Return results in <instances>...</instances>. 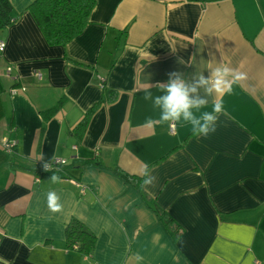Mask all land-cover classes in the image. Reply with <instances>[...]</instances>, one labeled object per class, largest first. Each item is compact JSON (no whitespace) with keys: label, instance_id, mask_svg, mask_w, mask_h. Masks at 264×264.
<instances>
[{"label":"crops","instance_id":"1","mask_svg":"<svg viewBox=\"0 0 264 264\" xmlns=\"http://www.w3.org/2000/svg\"><path fill=\"white\" fill-rule=\"evenodd\" d=\"M9 2L16 21L0 31V264H264L263 1L95 0L88 25L63 48L46 43L27 11L33 0ZM218 62L246 79L232 95L208 97L202 111L224 105L214 133L144 127L159 114L142 89L158 94L173 72L207 77ZM5 141L15 143L11 153ZM57 159L74 171L50 173ZM145 165L150 185L121 176L144 180ZM72 219L96 237L88 258L65 247Z\"/></svg>","mask_w":264,"mask_h":264},{"label":"clouds","instance_id":"2","mask_svg":"<svg viewBox=\"0 0 264 264\" xmlns=\"http://www.w3.org/2000/svg\"><path fill=\"white\" fill-rule=\"evenodd\" d=\"M211 63V62H210ZM209 76L205 77L203 72L195 73L191 78L180 72L169 75L167 83H159L156 86L158 94H154L151 86L142 89L143 99L150 101L154 111H158V119L151 117L144 121V127L154 128L158 125L175 122L180 126L190 125L196 136L207 137L216 131L217 114L223 110V102L217 101L212 104L211 111H202L208 105V97L216 94L218 96L232 95L234 85L246 79V74L239 72L227 64L218 62L214 68H210ZM160 93H163L160 95ZM47 168V165H44ZM144 185L154 182L150 175L148 165L144 166ZM59 177L52 176V181ZM50 208L59 211L58 197L54 192L47 194Z\"/></svg>","mask_w":264,"mask_h":264},{"label":"trees","instance_id":"3","mask_svg":"<svg viewBox=\"0 0 264 264\" xmlns=\"http://www.w3.org/2000/svg\"><path fill=\"white\" fill-rule=\"evenodd\" d=\"M200 4L220 3L225 0H186ZM263 4H264V0ZM95 6V0H33L27 11L31 14L46 43L49 46L65 47L68 43L78 37L89 23V16ZM16 18L13 16V9L9 0H0V31L10 27ZM115 99V93L109 94V101ZM97 105L93 106L84 116L74 131V135L81 139L84 134L92 114ZM58 107L48 109L44 117L52 116ZM91 161L85 163L89 165ZM94 162V161H92ZM64 167V169H63ZM61 170L70 174L71 169L64 165L54 167L50 173ZM80 170V169H79ZM52 175V174H50ZM121 176L129 181H133L136 186H141L142 178L130 177L125 174ZM167 227L171 232H175L172 221H168ZM96 237L81 222L72 219L65 228V247L68 251H75L84 258L91 256Z\"/></svg>","mask_w":264,"mask_h":264},{"label":"built area","instance_id":"4","mask_svg":"<svg viewBox=\"0 0 264 264\" xmlns=\"http://www.w3.org/2000/svg\"><path fill=\"white\" fill-rule=\"evenodd\" d=\"M4 47H5V44L3 43V42H0V52H2L3 50H4ZM10 72V69L8 70V73ZM39 78L41 77V75L40 74H38L37 75ZM174 124L173 123H171L170 125H169V131L171 132V133H174ZM14 147H15V143L14 142H4L3 143V145H2V148H3V150L5 151V152H7V153H11L12 151H13V149H14ZM65 162L63 161V160H59V159H57V160H55V167H59L60 165H63ZM76 186L77 187H79L80 188V192L81 193H84V191H85V188L83 187V186H81V185H79V184H76Z\"/></svg>","mask_w":264,"mask_h":264},{"label":"bare ground","instance_id":"5","mask_svg":"<svg viewBox=\"0 0 264 264\" xmlns=\"http://www.w3.org/2000/svg\"><path fill=\"white\" fill-rule=\"evenodd\" d=\"M63 165H65V163H64ZM60 166H61V165H60Z\"/></svg>","mask_w":264,"mask_h":264}]
</instances>
